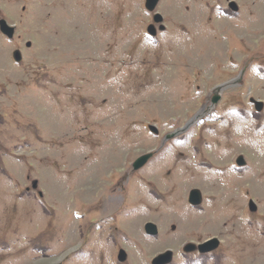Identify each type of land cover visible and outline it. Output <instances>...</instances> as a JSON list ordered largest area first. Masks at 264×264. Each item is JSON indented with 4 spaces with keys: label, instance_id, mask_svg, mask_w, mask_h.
<instances>
[{
    "label": "rangeland",
    "instance_id": "1",
    "mask_svg": "<svg viewBox=\"0 0 264 264\" xmlns=\"http://www.w3.org/2000/svg\"><path fill=\"white\" fill-rule=\"evenodd\" d=\"M227 1L0 0V264H264V0Z\"/></svg>",
    "mask_w": 264,
    "mask_h": 264
},
{
    "label": "water",
    "instance_id": "2",
    "mask_svg": "<svg viewBox=\"0 0 264 264\" xmlns=\"http://www.w3.org/2000/svg\"><path fill=\"white\" fill-rule=\"evenodd\" d=\"M156 1L157 0H146V7L148 9H152L155 4H156ZM161 19V16L158 15V14H155L154 15V20L155 21H159ZM0 29L9 37L12 36L13 34V27L9 26L6 24V22L4 20H0ZM150 32L153 33L154 31L152 30V28H149ZM14 57L16 60H19L20 59V55H19V52L15 51L14 52ZM257 107L259 108L260 107V103H257ZM150 156V154H144V155H141L140 157H138L135 162L133 163V166L134 168H138L139 166H141L146 160L147 158ZM239 162H241L239 160ZM33 185H35V182L33 183ZM190 201L196 203L199 201V192L198 191H191L190 193ZM250 208L253 209L254 206L252 204H250ZM145 230L147 233H150V234H155L157 232V228L155 226V224L153 223H146L145 224ZM216 240L215 239H212V240H208L202 244H200L198 246V249L200 251H207L211 248H213L215 245H216ZM183 249L185 251H191L193 249H195V245L192 244V243H188L186 244ZM118 258L120 260H123L125 258V253L121 250L119 255H118ZM171 258V252L170 251H166L162 254H159L154 260H153V264H163V263H166L170 260ZM56 264H59V263H56Z\"/></svg>",
    "mask_w": 264,
    "mask_h": 264
},
{
    "label": "bare ground",
    "instance_id": "3",
    "mask_svg": "<svg viewBox=\"0 0 264 264\" xmlns=\"http://www.w3.org/2000/svg\"><path fill=\"white\" fill-rule=\"evenodd\" d=\"M84 183V182H83Z\"/></svg>",
    "mask_w": 264,
    "mask_h": 264
}]
</instances>
